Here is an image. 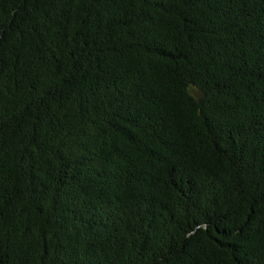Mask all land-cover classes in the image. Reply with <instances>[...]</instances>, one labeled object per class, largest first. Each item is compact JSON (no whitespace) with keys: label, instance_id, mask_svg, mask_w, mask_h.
<instances>
[{"label":"trees","instance_id":"1","mask_svg":"<svg viewBox=\"0 0 264 264\" xmlns=\"http://www.w3.org/2000/svg\"><path fill=\"white\" fill-rule=\"evenodd\" d=\"M0 264H264V0H0Z\"/></svg>","mask_w":264,"mask_h":264}]
</instances>
